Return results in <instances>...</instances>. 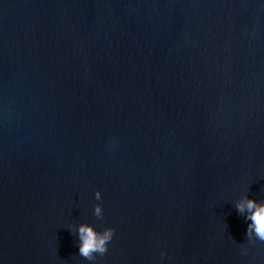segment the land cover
I'll list each match as a JSON object with an SVG mask.
<instances>
[{"label":"water","instance_id":"1","mask_svg":"<svg viewBox=\"0 0 264 264\" xmlns=\"http://www.w3.org/2000/svg\"><path fill=\"white\" fill-rule=\"evenodd\" d=\"M244 196L264 0H0V264H264ZM85 223L115 229L95 261Z\"/></svg>","mask_w":264,"mask_h":264},{"label":"clouds","instance_id":"2","mask_svg":"<svg viewBox=\"0 0 264 264\" xmlns=\"http://www.w3.org/2000/svg\"><path fill=\"white\" fill-rule=\"evenodd\" d=\"M95 199L102 200L100 191L95 193ZM240 215L246 220L251 221L248 225L246 237L249 240L258 239L264 242V202H257L254 199H249L248 196L241 198L235 205ZM94 215L98 219H103L102 204H97L94 209ZM76 226H73V232H76ZM115 235V229L106 228L105 230L97 231L94 226L89 224H81L78 226L79 238V255L88 261H95L97 255L104 256L108 252V245ZM161 258L166 253L161 252Z\"/></svg>","mask_w":264,"mask_h":264}]
</instances>
